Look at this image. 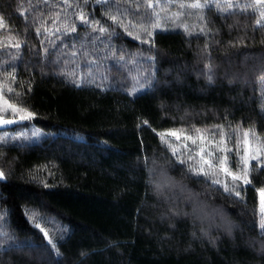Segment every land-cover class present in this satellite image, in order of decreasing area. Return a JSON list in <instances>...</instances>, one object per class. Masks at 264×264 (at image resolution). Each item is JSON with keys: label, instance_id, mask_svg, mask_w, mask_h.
Returning a JSON list of instances; mask_svg holds the SVG:
<instances>
[{"label": "trees", "instance_id": "1", "mask_svg": "<svg viewBox=\"0 0 264 264\" xmlns=\"http://www.w3.org/2000/svg\"><path fill=\"white\" fill-rule=\"evenodd\" d=\"M81 11L133 36L100 43ZM0 17V95L35 113L0 112V264H264V165L247 185L189 171L201 147L213 170L226 154L240 173L248 144L264 160V0H0Z\"/></svg>", "mask_w": 264, "mask_h": 264}, {"label": "snow or ice", "instance_id": "2", "mask_svg": "<svg viewBox=\"0 0 264 264\" xmlns=\"http://www.w3.org/2000/svg\"><path fill=\"white\" fill-rule=\"evenodd\" d=\"M85 3H87V0H85ZM96 3L106 6L107 3H108V0H96ZM207 6L208 5H200V4H193L192 5V7H207ZM104 15L108 16L109 19L116 26L123 27L124 33H126L127 36H129V37H132L133 36V33L128 31V25H123L122 24V21L120 20L119 15L111 14L109 12H106ZM78 19H79V21L83 22V24L88 25V26H91L92 29H93V32L98 31L101 35L100 36H97L96 37V40L99 41L100 43H104V41L107 40L108 41V46H111L112 45V42L115 39H119L124 34L122 32L115 31V30H111L110 31L109 28L102 27V26H100V27L97 28V26L100 24V21L90 20L88 18V14L84 13L83 11L80 12ZM2 23H3V18L0 17V24H2ZM133 27H136V26L133 25ZM158 27H159L158 24H153L152 25V28L153 29L158 28ZM36 31H37L38 34L40 33V29L39 28H37ZM56 31L59 32L60 29H57ZM75 31H76L75 24H65L63 26V32L64 33H74ZM140 33H143V34H145V35H147L149 37V40L148 41H144V43L151 44L152 37H153V32L152 31H149L148 30V27L146 25H143L142 24L140 26L139 32L135 36L136 39H140ZM41 43H43V41H41ZM14 47L17 50H19V49H21L22 45L20 43H17V44L14 45ZM82 47H83V45H82ZM44 51H45V55H47L49 50L47 48H45ZM111 55H112V57L114 59H116L115 52H112ZM148 59L150 61H153L154 62V58L149 57ZM117 63L118 64H120V63H127V61L125 60V57L120 56L117 59ZM13 78H14V76H13ZM104 78L107 79V77H104ZM208 79H209L210 82L212 81V77L211 76H209ZM85 82H87V83H94V81L92 79H89V80L85 81L82 78V79L79 80L78 86H83L85 84ZM155 82H156V78H155V74L154 73L152 74L151 78H149L148 76L143 77V82H140L139 79H136V80H134V84H133V87L130 89V92L132 94H135L138 91V88L136 86L137 84L139 86V89H144L146 87L147 88L153 87ZM74 83H76V82L74 81ZM110 87H111V85H110ZM0 88H2V85H0ZM8 91L11 92L12 89L9 88ZM8 110H11L13 116L14 117L18 116V119L21 120V121L26 120V119H30L31 117H33L35 115V113L29 111L26 108H23V107H20L18 105H15V104H12V103L8 102L7 100H5L3 98L2 95H0V112L8 111ZM15 122H16V119L15 118H13V119H5V118H3V116H0V125L13 124ZM145 123H147V122L145 121ZM171 135L178 137L179 134L176 133V132H172ZM245 135H247V134H245ZM13 139H15V137H13ZM187 139L192 140L193 144L196 143V139L193 138V137H191V136L187 137ZM199 139L201 141H203L204 140V137L201 135L199 137ZM0 142L7 143V140L5 138H3V137H0ZM221 151L224 152V153H227L229 150L227 148H221ZM173 152L175 153V150L174 149H173ZM209 155H211V153H209ZM199 156H200V161H201L200 166L199 167H196V168H190L189 169V171L192 172V173H194V175L197 178H199L200 176H209L210 174L211 175H215L216 172L222 171L225 176H231L232 177V181H233V184L234 185H235V182L238 181V180L239 181H242L245 185H247L250 182V177H249L250 168H249V165H250V162L252 160H256L261 165H264V160H261L260 155L259 154L255 155V156L250 155L247 148L245 149V156L241 157L243 163H242V171L240 173L233 172L228 167V157H227L226 154L220 159L219 164L217 166H215V169L214 170H213L212 160L206 158V156H205V149H204V147H201L200 148ZM189 159H191V157H189ZM177 163H178V165L182 166L183 163H184V161L177 160ZM206 168L208 170H206ZM10 176H11V173L10 172H5L4 170L0 169V181H2L5 184H7L8 180L10 179ZM212 183L213 184H216V185H219V184H221V181L220 180H213ZM45 186H47V185H45ZM157 187L159 188L160 186L157 185ZM223 187H224V191L225 192H228L229 194H231V192L234 190V189H230L228 187V184L226 182L223 183ZM235 196L236 197H239L240 196V192H235ZM262 196H264V192H262ZM32 226L35 227V228H37V229H39V230H41L43 232V236L47 239L48 245L50 246V249H52V250L55 251L57 257H60L61 256V253L59 251V248L57 247L56 242H53V240L49 236L47 230H44L42 228V226L39 225V224L33 223ZM260 227H261V229H264V222H262L260 224ZM3 235L6 238H8L9 240L12 239L9 236V234L6 233V232L3 233ZM13 243H14V241H13ZM81 255H84V253H82Z\"/></svg>", "mask_w": 264, "mask_h": 264}, {"label": "rangeland", "instance_id": "3", "mask_svg": "<svg viewBox=\"0 0 264 264\" xmlns=\"http://www.w3.org/2000/svg\"><path fill=\"white\" fill-rule=\"evenodd\" d=\"M248 144V142H246ZM250 148V145L248 144V150ZM262 192H264V188L263 190H259V208H260V211L264 214V196H262Z\"/></svg>", "mask_w": 264, "mask_h": 264}, {"label": "water", "instance_id": "4", "mask_svg": "<svg viewBox=\"0 0 264 264\" xmlns=\"http://www.w3.org/2000/svg\"><path fill=\"white\" fill-rule=\"evenodd\" d=\"M7 119H9V118H7ZM15 123H16V122H15ZM15 123H13V124H4V125H0V129L8 128L9 126L14 125Z\"/></svg>", "mask_w": 264, "mask_h": 264}]
</instances>
